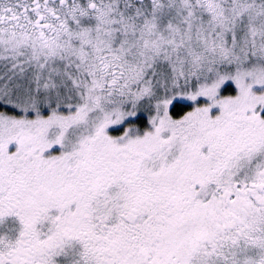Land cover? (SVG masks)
Wrapping results in <instances>:
<instances>
[{"label": "snow or ice", "instance_id": "obj_1", "mask_svg": "<svg viewBox=\"0 0 264 264\" xmlns=\"http://www.w3.org/2000/svg\"><path fill=\"white\" fill-rule=\"evenodd\" d=\"M0 264H264V0H0Z\"/></svg>", "mask_w": 264, "mask_h": 264}]
</instances>
